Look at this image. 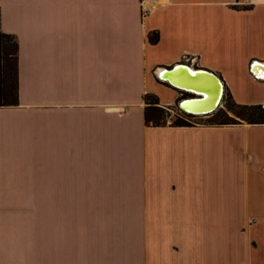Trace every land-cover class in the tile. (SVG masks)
Listing matches in <instances>:
<instances>
[{"label":"crops","instance_id":"1","mask_svg":"<svg viewBox=\"0 0 264 264\" xmlns=\"http://www.w3.org/2000/svg\"><path fill=\"white\" fill-rule=\"evenodd\" d=\"M0 30L17 43V104L0 106V264H38L41 184L77 205L56 214L68 234L47 264H264V123L143 115L145 93L179 108L157 75L177 62L264 103V0H156L145 16L139 0H0Z\"/></svg>","mask_w":264,"mask_h":264},{"label":"rangeland","instance_id":"2","mask_svg":"<svg viewBox=\"0 0 264 264\" xmlns=\"http://www.w3.org/2000/svg\"><path fill=\"white\" fill-rule=\"evenodd\" d=\"M187 93L184 91L178 90V98L185 97ZM230 96L227 89H224L222 98L219 105L207 114H190L186 113L183 110L177 108V105L168 106V110L163 112L162 119L165 123H170L175 117L179 116L183 118L186 122L190 124H201V123H211L218 122L223 116V112L227 115H232L228 110V107L231 103L232 97ZM246 96L252 99H258L262 96V91L258 87H251L247 90ZM45 180V178H44ZM228 206L225 208L230 211H238L240 209L239 200L237 195L230 193V199L227 201ZM73 202L67 201H49L46 199V185H40V199L37 202L38 208V264H47V256L49 257L48 251L52 252V248H57L58 240L62 237L64 232L68 234L67 230H62L58 227V222L62 221V217L56 216V214H62L63 209H70L77 207ZM59 209V211H57ZM55 220V224L52 221ZM229 225L235 227L239 225L242 221V218L239 216H231L228 218ZM56 225V226H55Z\"/></svg>","mask_w":264,"mask_h":264},{"label":"trees","instance_id":"3","mask_svg":"<svg viewBox=\"0 0 264 264\" xmlns=\"http://www.w3.org/2000/svg\"><path fill=\"white\" fill-rule=\"evenodd\" d=\"M147 38L150 43H155L158 38L157 32L150 31ZM16 52L17 43L14 35L0 30V106L17 104ZM228 97L230 98L229 95ZM143 101L145 103L143 112L145 123L164 124L163 112L168 110V106H159L158 98L153 93H145ZM228 110L232 115L223 112V117L218 122L208 124H230L240 121L264 123V103H238L231 100ZM170 124L190 125L179 116L175 117Z\"/></svg>","mask_w":264,"mask_h":264},{"label":"bare ground","instance_id":"4","mask_svg":"<svg viewBox=\"0 0 264 264\" xmlns=\"http://www.w3.org/2000/svg\"><path fill=\"white\" fill-rule=\"evenodd\" d=\"M258 69H261L260 66H256V64L253 65V73L257 77H260ZM190 70L192 69L180 67L174 72L168 74V80L172 81L175 84L178 83L179 85L184 87H194L205 92L208 91V95H206L205 97V94H202L200 95L202 97L201 99H196L194 101H185L183 103V106L195 113H202L211 109L214 106L215 102H217V107L220 103L224 91L221 81L214 76L200 74L199 76H197L198 78L196 82L193 83L191 81L193 77L189 75Z\"/></svg>","mask_w":264,"mask_h":264},{"label":"water","instance_id":"5","mask_svg":"<svg viewBox=\"0 0 264 264\" xmlns=\"http://www.w3.org/2000/svg\"><path fill=\"white\" fill-rule=\"evenodd\" d=\"M257 62H258L257 60H253L252 62H250V71L252 73H253V65L256 64ZM180 67H184L186 69L190 68L185 63L177 62L170 67H162V68H160L161 70L159 72H157V75L160 79L167 81L170 85L174 86L175 88H178V89H180L186 93H189L191 95L189 97L183 98L180 101H178L179 109L183 110L186 113H190V114H207V113L211 112L212 110H214L216 108L217 102H215L214 106L211 109L204 111L202 113H195L191 110L186 109L183 106V103L185 101H194L196 99H201L202 97L200 95H202V94H205V97H206V95H208V91L205 92L203 90H200V89H197L194 87H184V86L179 85L178 83H177L178 84L177 85V84L173 83L172 81L168 80V74L174 72L176 69H178ZM200 74H204L207 76H214L215 78L219 79L222 83V80L220 79V77L216 73H214L208 69L193 68L192 70L189 71V75L191 77H193V79L191 80L193 83L196 82V80L198 78L197 76H199Z\"/></svg>","mask_w":264,"mask_h":264},{"label":"built area","instance_id":"6","mask_svg":"<svg viewBox=\"0 0 264 264\" xmlns=\"http://www.w3.org/2000/svg\"><path fill=\"white\" fill-rule=\"evenodd\" d=\"M156 0H139L140 4V12L142 16H145L155 5ZM256 78H258L255 74H253ZM260 78V77H259ZM182 91V90H181ZM191 96L189 93L185 97L179 98V101L183 98Z\"/></svg>","mask_w":264,"mask_h":264}]
</instances>
